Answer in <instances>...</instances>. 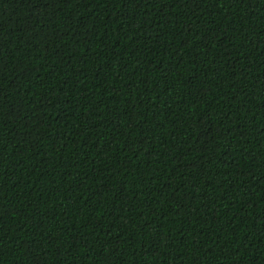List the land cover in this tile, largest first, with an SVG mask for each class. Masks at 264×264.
<instances>
[{"label": "trees", "instance_id": "16d2710c", "mask_svg": "<svg viewBox=\"0 0 264 264\" xmlns=\"http://www.w3.org/2000/svg\"><path fill=\"white\" fill-rule=\"evenodd\" d=\"M0 264H264V0H0Z\"/></svg>", "mask_w": 264, "mask_h": 264}]
</instances>
